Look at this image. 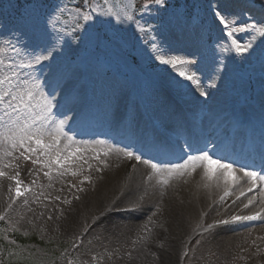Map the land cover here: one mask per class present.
<instances>
[{"label": "rangeland", "instance_id": "1", "mask_svg": "<svg viewBox=\"0 0 264 264\" xmlns=\"http://www.w3.org/2000/svg\"><path fill=\"white\" fill-rule=\"evenodd\" d=\"M15 8L0 0V263L136 264L154 237L149 221L161 209L159 186L147 201L128 198L122 190L115 195L126 183L122 173L114 190L102 191L97 202L107 156L117 142L103 123L105 107L121 112L123 127L116 136L131 126L124 110H142V105L157 113L153 125L165 129L171 95L191 108L185 118H195L216 96L220 86L213 85L214 74L225 66L234 72L221 80L222 92L233 84L229 98L234 92V103L259 115L257 128L264 125L259 99L264 5L253 0H144L140 7L137 0H31ZM69 74L81 82L88 108L79 118V105L74 122L65 125L56 122L57 113L65 115L78 100L66 94L51 106L49 81L62 83ZM91 102L100 105L91 108ZM157 102L167 105L160 109ZM182 120L184 135L194 137L198 123ZM144 135L152 143L156 133L144 130ZM126 136L137 139L132 131ZM181 148L190 159L197 154ZM209 220L202 226L211 227ZM198 233L184 229L179 249L165 251L172 263L251 264L256 254L247 240L227 248L223 237ZM156 255L150 258L153 264H159Z\"/></svg>", "mask_w": 264, "mask_h": 264}, {"label": "bare ground", "instance_id": "2", "mask_svg": "<svg viewBox=\"0 0 264 264\" xmlns=\"http://www.w3.org/2000/svg\"><path fill=\"white\" fill-rule=\"evenodd\" d=\"M183 37L186 38L184 35ZM192 45L195 46V43ZM221 47L225 45L222 44ZM232 72L234 71L222 66L219 73L214 74L213 85L216 88L220 86L216 96L207 104V111L201 110L198 116L189 119L190 125L199 123L206 133H215L216 138L208 142L205 140L206 135L201 136L199 132H197L199 138L195 139L184 135L187 130L186 123L182 119L184 117L188 120V118H185L183 112L178 110V106L174 103L168 104L169 121L165 122V129L163 127L161 129L169 144H166L165 140L162 143L161 138L156 135L150 139L152 143L156 142V145H152L144 135V130L151 124L143 123L142 112L138 113L136 109L137 118L136 120L134 118L132 125L125 129L128 131L124 134L120 131L116 136L114 131L121 124V112L119 108L110 111L109 105L105 107L107 114L103 123L105 128L111 130L112 140L117 142L111 154L107 156L109 163L97 202L103 199L100 198L102 191L106 194V191L114 190L113 182L119 180L122 173H124L123 177L127 176L126 183L124 188L113 191L115 195L122 190L128 198L147 201L154 185L159 186L158 199L161 209L152 213L149 221L154 237L144 245L136 264H153L150 258L156 254L159 264H174L166 253L172 254L179 249L180 236L184 229L195 228L199 230L198 235L202 238L223 237L222 239L227 242V248L232 244L235 245L236 242L247 240L250 252L256 253L250 263L264 264V161L253 152L246 151V146L240 143L243 132L233 122L237 118L245 120L253 119L254 116L260 117L254 110L243 109L236 102L234 103L235 100L229 98L226 92L230 91L233 84L226 85L225 92H222L221 80L228 81ZM70 74L62 83H58L56 78L49 81L52 88L51 106L58 105L60 100L65 99L66 94H73L78 100V102L72 101L71 113L70 110L63 116L57 113L59 119H56V122L65 125L74 122V112L79 105V118L83 117V112L87 109L86 104L83 103V89H81L83 86L80 81L73 78L74 74ZM259 99L264 103V93ZM164 102H157L160 109L166 107L167 104ZM150 112L151 119L155 120L157 113L152 110ZM121 126L123 127L122 124ZM228 129H232L237 134L233 142L226 136L225 131ZM131 131L137 139L126 136ZM172 142L175 144L174 148L170 146ZM181 146L191 147L190 149L195 150L197 154L190 159L182 155L184 150ZM216 155L217 158H214ZM178 158L181 159L180 163L174 165V159ZM161 170H164L166 175L162 176ZM7 185L1 187L2 191L6 190ZM210 218L211 227H203L202 222ZM254 224L257 225L250 228Z\"/></svg>", "mask_w": 264, "mask_h": 264}, {"label": "trees", "instance_id": "3", "mask_svg": "<svg viewBox=\"0 0 264 264\" xmlns=\"http://www.w3.org/2000/svg\"><path fill=\"white\" fill-rule=\"evenodd\" d=\"M17 239H18L19 241H20V240H21V241H24V240H22V237H20V236H19V237L17 236ZM23 239H24V238H23ZM1 242H2V238H1V235H0V243H1ZM0 262H3V259H1ZM0 264H2V263H0Z\"/></svg>", "mask_w": 264, "mask_h": 264}]
</instances>
